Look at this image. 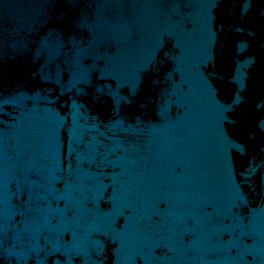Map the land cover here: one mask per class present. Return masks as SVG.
<instances>
[{
    "label": "water",
    "instance_id": "1",
    "mask_svg": "<svg viewBox=\"0 0 264 264\" xmlns=\"http://www.w3.org/2000/svg\"><path fill=\"white\" fill-rule=\"evenodd\" d=\"M0 264H264V0H0Z\"/></svg>",
    "mask_w": 264,
    "mask_h": 264
}]
</instances>
